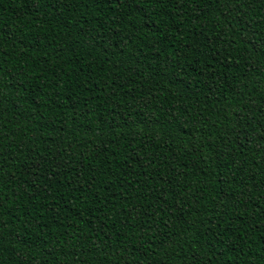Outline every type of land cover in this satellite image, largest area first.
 <instances>
[{"label": "trees", "instance_id": "1", "mask_svg": "<svg viewBox=\"0 0 264 264\" xmlns=\"http://www.w3.org/2000/svg\"><path fill=\"white\" fill-rule=\"evenodd\" d=\"M0 264H264V0H0Z\"/></svg>", "mask_w": 264, "mask_h": 264}]
</instances>
